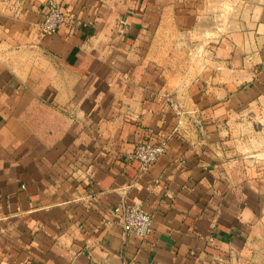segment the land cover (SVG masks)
<instances>
[{
	"label": "crops",
	"instance_id": "crops-1",
	"mask_svg": "<svg viewBox=\"0 0 264 264\" xmlns=\"http://www.w3.org/2000/svg\"><path fill=\"white\" fill-rule=\"evenodd\" d=\"M58 1L0 0V264H264V0Z\"/></svg>",
	"mask_w": 264,
	"mask_h": 264
},
{
	"label": "built area",
	"instance_id": "built-area-1",
	"mask_svg": "<svg viewBox=\"0 0 264 264\" xmlns=\"http://www.w3.org/2000/svg\"><path fill=\"white\" fill-rule=\"evenodd\" d=\"M47 12L38 26L43 34L50 35L57 30L65 22V13L58 0H47ZM168 104L173 113L181 117L182 109L178 103L173 100L172 96H167ZM172 138V134H168L156 142L138 144L133 151L127 153L128 160L137 161L143 171L148 170L161 156L166 153L168 141ZM121 225L125 232L141 238H147L153 232L151 215L143 210L141 204L132 202L127 204L122 210Z\"/></svg>",
	"mask_w": 264,
	"mask_h": 264
},
{
	"label": "rangeland",
	"instance_id": "rangeland-1",
	"mask_svg": "<svg viewBox=\"0 0 264 264\" xmlns=\"http://www.w3.org/2000/svg\"><path fill=\"white\" fill-rule=\"evenodd\" d=\"M258 160H259V162L258 163H261L263 166H264V155L263 154H261L260 156H258V158H257Z\"/></svg>",
	"mask_w": 264,
	"mask_h": 264
}]
</instances>
